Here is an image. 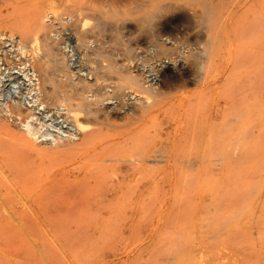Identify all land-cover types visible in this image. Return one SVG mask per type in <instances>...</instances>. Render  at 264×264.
Returning <instances> with one entry per match:
<instances>
[{"label":"rangeland","instance_id":"1","mask_svg":"<svg viewBox=\"0 0 264 264\" xmlns=\"http://www.w3.org/2000/svg\"><path fill=\"white\" fill-rule=\"evenodd\" d=\"M126 1L124 0V3ZM134 2L137 1L134 0ZM117 3L122 5L123 0L120 2L118 0ZM165 5L166 9L153 19L152 26L142 24L144 28L139 26L135 20V22L127 21V25L131 26V30L128 32L123 28L127 25L121 26L122 22L119 21L116 26L114 25L115 30L112 31L113 26H111L109 31L112 32L108 33L109 31H107V34H104V38L110 36L107 38L108 40L102 39V43L105 44L102 46L104 45L106 51L113 52L114 59L118 64L128 62L125 59L124 47L131 45L134 59L130 61V65L145 71H148L150 67L157 69L156 82L165 94L158 98L151 90H146L139 93L138 103L154 104L155 101H158L157 99H160L162 104L159 107L162 108L153 111L151 116L156 114L153 119L149 117L143 122H135L137 127L134 125L133 130L131 129L133 126L128 127L123 133L127 134L129 130L131 132L128 136L126 135L125 140L122 135L118 136H122L123 139L122 137L118 138L117 135L114 139L112 136L111 140L123 145L124 150L121 146L117 147L121 148V152L127 154V157L121 156L123 153L120 152L121 155L116 154L118 149L112 145L116 146L117 144L114 141L111 144L110 140L107 142L110 136L101 133V140L104 142L105 139V142L110 143L104 142L105 147L110 145L107 148L99 146V143L103 144L100 140L96 144L100 148L97 153L102 152L106 158L104 160L102 154H100V158H97L98 161L99 159L104 160H100L102 164H105H103L104 166L100 164L101 162L97 163L94 156H91L92 159L89 156V160L86 155L91 151L89 152V147L86 146V150L82 148L85 153L81 151V155L78 154L79 156L77 155L76 158L74 156H60L61 158L57 156L60 161L61 159L65 161H62L61 164L57 160L61 167L56 164V168L60 167L62 170L54 168L56 171L58 170L54 171V174L53 170L50 171L51 174L47 172V166H51L55 160V158H50L51 161H48L50 164L47 162L48 165H46L47 171L46 168H42V170L44 169L42 174L40 168V176L38 175L40 179L38 177L35 179V176L39 174L35 170L34 172L37 174L34 176L33 172L35 180L32 178L34 181H31V184L28 182L30 186L26 182L27 180L23 179L28 186L25 185L24 189L22 187V191L19 187L21 184L16 188H10V190L6 188L10 194L8 197L5 188L1 189L0 195L3 193L6 197L1 195L0 207H7L10 206V203H14L11 206H15L18 213L24 209L23 212L26 210L31 219H27L25 216L20 219V216L14 220L13 217L12 220L11 217L5 220V217H1L0 264H264V0H166ZM91 22L90 20L89 23ZM117 27L119 29L121 27L120 31L122 30L123 33L118 31ZM163 27L170 29V32H163V38L176 37L178 39L179 37L177 41L179 55L176 56V53L172 54V57L170 55H155L154 51L157 48H155L154 37ZM120 34L123 37L119 42ZM65 35L60 37L59 50L65 55L64 58L68 60L71 68L77 71V69L85 67V58L81 56L82 48H78L80 45L77 44L74 36H69L72 35L71 33L67 32ZM114 36L117 39H113ZM9 44L7 49L11 48L10 52L14 50V55L15 48L10 41L7 45ZM93 44L89 42L88 46L93 47ZM166 44L170 45L167 41ZM183 51L184 53H182ZM162 58L168 62L164 66H158L159 59ZM148 60L150 62H146ZM8 70L9 72L4 70V74L0 75V103L18 101L25 105L27 103L28 106L34 103L33 106H35L37 103L34 101L37 93L34 90L36 95L31 92L34 82L29 84L25 75V73L29 74V71L24 73L22 69L20 71L19 67ZM172 76H179L180 81L176 86H173L171 82ZM4 90L7 93H4ZM133 104L137 105V102ZM108 105L112 106V104ZM37 109L35 117L39 118V123L44 124L43 126L40 124L43 127L42 130H46V132L48 130V137L54 136L53 138L45 136L47 141H54L57 136L54 134H58L57 138L59 136L69 137L72 128L71 124L63 120L61 116L64 111L48 110V112L45 107ZM141 127L142 129H139ZM146 127L153 129L149 128L147 134L146 129L148 128ZM57 130L60 132L58 133ZM137 131L140 132L137 133ZM155 132L158 134H154ZM140 134L142 135L140 136ZM152 134L155 135V138ZM106 135L107 137H105ZM138 136L142 142H139ZM146 137L148 138L146 139ZM130 138H132L131 141ZM135 139L137 144L134 145L139 146L138 148L133 145ZM146 142H149L148 145H145ZM127 146H134L138 152L135 150L132 152L131 150L134 148ZM101 148L104 149V152ZM97 153L96 157H98ZM137 153L138 158L135 155ZM108 155H111L109 159H107ZM68 157L70 162L66 160ZM84 158L86 163L88 162L86 166L91 168L87 169L85 165L80 166L81 161L84 162ZM142 159L143 163L140 162ZM126 160L130 162L127 161V163ZM76 161H79L80 165ZM138 162L140 163L139 169L136 167ZM131 163L136 165V170ZM77 165L83 171L82 174L77 175V178H68L62 175L64 173L59 174L61 171L63 172V169H65V173L70 172L66 170L73 171ZM52 166L54 167L53 164ZM102 166L103 168L100 170L99 168ZM126 169L130 171V177L129 179L121 177L124 179L122 180L124 182L122 191L125 194L129 193L132 197L131 205H126L122 200L112 205L108 201L109 205L106 200L110 198L108 193L113 187L112 185L116 184L117 175L122 174ZM77 170H79L78 167L75 172ZM88 170H90L89 173L86 172ZM161 170L163 171L161 172ZM100 171H103L101 172L103 174ZM45 172L49 173L47 175L49 179ZM159 173L162 177L158 175ZM56 174L61 176V180L58 181L56 178L52 181L50 177L55 178ZM58 175L56 177H59ZM85 175L89 180L83 178ZM28 176H24V178L27 179ZM31 177H29L30 180H32ZM65 177L68 180L71 179L68 185L69 189L71 185L73 188L71 187L70 192L76 189L72 196L67 193L69 189L67 190L66 186L62 187L67 180ZM80 177L83 178L81 181L84 183L80 181ZM37 180L42 185L39 184L38 187L33 185ZM43 180H45V185L42 183ZM50 180L56 184L53 185ZM77 180L81 182L80 186H78ZM143 180L145 181L142 183ZM21 182L24 184L22 180ZM46 182H49L53 188L51 189ZM158 184L159 187H156ZM43 185L50 189L46 187L48 191H45ZM88 185L91 194L89 191L87 192ZM153 185L154 187H151ZM60 186L65 189L62 190ZM27 187L26 190L29 192L25 190ZM57 188L60 189V193ZM78 188L83 192V195L84 192L85 195L89 193L88 198L87 195H84L86 197L84 200V197L78 193L81 191L77 192ZM40 190L44 194H39ZM12 191L13 193H11ZM123 192L122 195H125ZM65 193L72 197V201H69L71 198L70 196L67 198ZM60 194L65 197H61ZM104 194L106 197L103 198ZM22 195L24 196L22 197ZM45 195L49 200L45 199ZM57 195L60 196L58 197L60 201ZM77 196L81 199L83 197L84 204L90 202V205L88 203L83 208V204L76 203L83 202ZM94 196L98 198H94ZM34 197L37 198L35 201ZM152 197L154 198L152 199ZM102 198L104 201L106 200L105 203L101 200ZM62 200L68 201L65 203H68L66 209L69 212L77 211L81 217H84L85 214V221L81 218L63 221H51L45 217L37 219L36 215H41L42 210L44 214L52 212L54 210L52 207H56V202L59 204L63 202ZM47 201L49 202L48 208L52 205L50 209L46 208ZM46 202L47 204H45ZM70 202L76 203L75 207L80 204L82 209L75 208ZM54 203L55 206H53ZM104 204H107L108 208L103 209L106 206ZM113 205L115 207H111V209L110 206ZM88 208H90L91 214H86ZM78 209L87 210L85 213L83 210L82 215L79 214L81 210ZM9 210L6 213L13 211ZM101 210L103 214L108 212L109 215L113 214L112 217L95 218L94 220L93 214L102 213ZM88 214L90 217L92 216V220H86ZM114 214L118 216H116L117 219ZM32 216H36V219Z\"/></svg>","mask_w":264,"mask_h":264},{"label":"bare ground","instance_id":"2","mask_svg":"<svg viewBox=\"0 0 264 264\" xmlns=\"http://www.w3.org/2000/svg\"><path fill=\"white\" fill-rule=\"evenodd\" d=\"M117 1L118 0H0V75L4 72V70H7L9 72L8 69L12 70L13 67H19L20 71L22 69V72H24V73H25V71H29V74L25 73V75L29 80V84L34 82L33 86L31 87V90H32L31 92L34 93V91H36L35 93H37L36 100L34 101L37 103L35 106H33L34 103L33 104L30 103L32 105L28 106L27 103L25 105V104H22L18 101H16V102L15 101H10V102H4L3 101V103H0V190L4 189V188H5L4 189L5 191H6V188H9V190H10V188L11 189L16 188L17 186H19L21 184L19 187H21V191H22L24 189L25 185L28 186V184L31 181H34L35 179L39 178L38 175L40 176V172H41L40 168H41V170H42V168H46V165H48L47 162L49 160L51 161L52 158H55L54 162H52L54 167L51 164V166L50 165H49V167L47 166L48 171H47V168L45 170L47 172H50L53 170L52 171V173H53L54 171H56L55 169L59 170V168L61 167V165H59L58 163L60 162L62 164V161H65L63 159H61V161H60V159H59V158H61L60 156H74V158H76V156L78 154L81 155V153H80L81 151L83 153H85V150L87 148L86 146H88L90 149V150L88 149V151L89 152L91 151L90 154L86 151V154L88 153L86 156L87 157L94 156L97 163L101 162L100 160H102V159H99V161H98L97 158H100L99 156H100V154H102V152H100V154L97 153L100 148H98V145H96L98 140H100L103 144L105 142V139H104V142L101 140L102 139L100 137L101 133L108 134L111 137V138L109 137V139L107 141V142H109V140H110L111 144L114 141V140H111L112 136L115 139V137H117L118 135H122L124 137V139L122 136H120V137L118 136V138L122 137V139L125 140L127 138L128 134L131 132L129 130V133H127V134L123 133V132H126L128 127L131 128L133 126V128H131L133 130L135 128L134 127V125L136 124L135 122H138V121L143 122L147 118H149V117L151 118L152 117L151 114L154 113L153 111L158 110V108H159V110L162 108V107L161 108L159 107L162 104V100H160V99H157L158 101H155L154 104L153 103L149 104V102H139L138 103V101H139L138 95H139V93H141L143 91L151 90L155 94V96H157L158 98L165 94L160 89V87H158V83L156 82V76H157V72H158L157 69L155 67L154 68L150 67V69L148 71H145L142 68H141L142 70L138 69V68L136 69L132 65H130L131 64L130 61H132L134 59V53H133L131 45L124 47L125 48V50H124L125 59L128 62L125 64H118L117 60L114 59V56L112 54L113 52H111V51L109 52V51H106V49H104L105 44L102 43V39L105 36L104 34L110 30L111 26H113V28H111L112 31L115 30L114 25L116 26V24H118L117 22H119V21L122 22V23L120 22L122 25L119 24L121 26H123L124 24L127 25L128 24L127 21L130 22V21H134V20L138 23L139 26L140 25L142 27L147 26V25L149 27H150V25L152 26L153 19L155 17L157 18V16L162 11H164L166 9V5H165L166 0H136L137 2H134V0L133 1L127 0L125 3L123 0L122 5H121V3L120 4L117 3ZM119 2H120V0H119ZM90 20L92 21L91 23H89ZM142 24H145V25L143 26ZM123 28L128 30V32L131 30V26H129V25H127ZM120 29H121V27H120ZM120 29L118 31H120ZM169 30H170L169 28L163 27L162 30H160L155 35V37H154L156 40L155 41V46H156L155 48H157V49H155V51L153 50L154 53H156L155 55H160V56H162V55L163 56H165V55L169 56L170 55L171 57H172V54L175 55L174 53H176V56L179 55L180 50L178 49V46H177L178 45L177 41H178L179 37L177 39L176 37H165V38H163V36H162L163 32H166ZM112 31H109L108 33L112 32ZM67 32L72 34L69 36L75 37V39L77 40V44L80 45V46H78V48L79 47L82 48V49L81 48L80 49L82 50L81 52H83V53H81L82 55L81 54L80 55L83 56L82 58H85L84 59L85 67L83 66L80 69H77V71H74L75 69L73 70L71 68L70 64L68 63V60L64 58L65 55H63L59 50V46H61L60 45V37L62 35L64 36L65 34H67ZM120 32L123 33L122 30ZM121 35L122 34H120V36ZM117 36L119 37V34H117ZM65 37H66V35H65ZM108 37H110V36H108ZM122 37L123 36H121L120 39L118 38V41L119 40L121 41ZM107 38H104V39H107ZM114 38H116V36H114L113 39ZM126 39L128 40V38H126ZM9 41L12 43L11 45L15 48L14 55H13L14 50L12 52H10L12 49L11 48H9V50L7 49L8 46H10V44L7 45V43H9ZM166 41L170 45L166 44ZM89 42L94 43L93 44L94 46L93 47L88 46ZM102 44H104V45L102 46ZM132 46H133V44H132ZM76 48H77V46H76ZM62 50H63V48H62ZM182 53H184V51ZM152 57H153V55H152ZM136 60H137V58H136ZM149 60L146 62H150ZM165 60L163 58L159 59V63L157 62L158 66H164L165 63L168 62ZM84 62H82V64ZM141 62H143V61H141ZM143 63H145V62H143ZM11 70H10V72H11ZM8 75H9V73H8ZM159 76H160V74H159ZM170 79H171V82L173 83V86L174 85L176 86L180 81L179 76L178 77L172 76ZM16 80H17V78H16ZM29 87L30 86H28V88ZM4 93H7V92L5 91ZM35 93H34V95H36ZM4 98H6V97H4ZM31 100H32V98H31ZM6 101H8V100L6 99ZM134 102H137V105H134L133 104ZM107 104H112V106L111 105H110L111 107L109 105L107 106ZM38 107L39 108L45 107V108H47V111L48 110L49 111L50 110H52V111L53 110H55V111L61 110L62 112L64 111L63 114H61V116L63 117V120L68 121L69 124H71V128H72L71 129L72 133L68 132V133H70L69 137L64 136L65 138L64 137L62 138L59 136V138H57L58 134H54V135H57L56 139L54 141H47L46 138L48 137V134H49L48 130H47V132H46V130L43 131L42 126L44 124L42 125L41 123H39V118L35 117L36 116V109ZM155 115H153V117H155ZM153 117H152V119H153ZM45 120H46V118H45ZM52 123H54V122L52 121ZM48 125L49 124H47V126ZM49 128H51V127H49ZM146 128H148V127H146ZM149 128L151 129V127H149ZM149 128L146 129L147 134L149 133L148 132V130H150ZM139 129H142V127ZM139 129H136V130H139ZM161 130H160V133H161ZM141 131H143V130H141ZM156 131H157V129H156ZM57 132H58V130H57ZM139 132L137 131V133H139ZM68 133H66V136H68ZM154 134H158V133L155 132ZM154 134H152V135L155 138ZM132 135H133V133H132ZM141 135L142 134H140V136ZM45 136H47V137H45ZM157 136H160V135H157ZM50 137H48V138H50ZM53 137H51V138H53ZM105 137H107V135ZM147 138L148 137H146V139ZM128 139H129V137H128ZM131 139L132 138H130V141H131ZM139 139L140 138L138 136V140ZM158 139H160V138L158 137ZM107 142H105V143H107ZM139 142H142V140H139ZM115 143L117 145L115 146V144H114L112 146H114L115 148L118 149V147L121 146V145H119L120 142H115ZM148 143L145 145H148ZM103 144L99 143V146L102 145V146H104V148H107L110 146V145L109 146L107 145V147H105L106 144H104V145ZM107 144H110V143H107ZM134 144H137L136 139H135V142L133 143V145ZM134 146L136 147L137 145H134ZM134 146L133 147L129 146V147L134 148ZM114 147H111V148H114ZM122 147H123V145L121 146V148ZM127 147H126V149L129 148V147L128 148ZM138 147H136V148H138ZM82 148H84L85 150H82ZM121 148L118 149V153H116V154L121 155L120 153H123L121 156L125 155L124 157H127L128 156L127 154H125L124 152H121L122 150H124L123 149L124 147L122 148V150H121ZM136 148L132 149L131 151L133 152ZM145 148H144V150H145ZM101 150L103 151L104 149L101 148ZM137 150H135V151H137ZM96 153L98 154L97 155L98 157L95 156ZM116 154H114V155L117 156ZM140 154H142V153H140ZM135 155H137L136 157L138 158V153ZM57 156H59V158ZM102 156H103V154H102ZM110 156L108 155L107 159H109ZM132 156L134 157V154ZM90 157H89V160H90ZM124 157H123V159H124ZM92 158L93 157H91V159ZM141 158H142V156H141ZM147 158H149V157H147ZM80 159H82V158H80ZM57 160L59 162H57ZM66 160H68L70 162L69 157ZM83 160H84L85 164L83 161H81V163L79 161H76V162H77V164L79 162L81 165L80 164H78V165H80L81 167H82V165L86 166V164L88 162L86 163L85 158ZM104 160H106V158ZM104 160H102V161H104ZM111 160H112V158H111ZM134 160H135V158H134ZM136 160L139 161L138 159H136ZM127 161L128 160H126V162ZM142 161H143V159L140 162H142ZM160 161H158V162H160ZM128 162H130V161H128ZM48 163L50 164V162H48ZM111 163H113V162H111ZM144 163H146V162H144ZM56 164H57V166L59 165L60 167L56 168L57 167ZM100 164L103 165L104 163L102 164V162H101ZM108 164H109V166H112V165H110V163H107V165ZM133 164L131 163L132 167L135 168V170L137 169L136 167H138V169H139V167H140L139 162H138V164H136L138 166L135 165L136 167ZM37 165L39 166L38 167L39 169L37 168ZM66 165H68V164H66ZM78 165L76 167L73 166V167H75V170L77 167L79 168V170H77V172H75V170L71 171V169H70V170H66V171H70V172L65 173L64 172L65 169H63V172L61 171L59 174L64 173L62 175L66 176L68 178L69 177L77 178V175H80L83 172V171H81L82 168H80ZM90 166H91V164H90ZM103 166L100 167L99 169L101 170V168H103ZM52 167H53V169H52ZM62 167L64 168L63 165H62ZM93 167L95 168V166H92V168ZM89 168H91V167H89ZM89 168L87 167V169H89ZM72 169H74V168H72ZM96 169H97V171H99V169L97 167H96ZM106 169H108V168H106ZM34 170L36 172L40 171L39 174L34 172ZM90 170H92V169H90ZM90 170H88L86 172L89 173ZM147 170H148V168H147ZM163 170H164V165H163ZM163 170H161V172ZM43 171H44V169L41 172L42 174H43ZM101 172H103V171H100V173ZM104 173H105V170H104ZM129 173H130V171L128 169H126L125 171H123L122 174L117 175L116 184L112 183L113 187L111 188V190L108 193L110 198H107V199L105 198L107 200V202L108 201L111 202V205L115 204V203H119L120 200L124 201V203L126 205H131L132 197L129 195V193L125 194L122 191V187L124 185V182L122 180H124V179L121 178V177H124L126 179H129V177H130ZM33 174H34V176L37 174L35 176L36 177L35 179L33 178ZM45 174H46V177H47V175H49V173L47 174L46 172H45ZM50 174H51V172H50ZM101 174H103V173H101ZM28 175H30V176H28ZM56 175H58V174H56ZM56 175H55V178L50 177V179L52 181L56 178L58 181L61 180V176L58 175L60 177V179H58L59 177H56ZM158 175H160V173ZM24 176H28L27 179H25ZM94 176H95V174H94ZM94 176H93V178H94ZM107 176H109V174H107ZM147 176H148V174H147ZM29 177H31V179L33 178L34 180L33 179L30 180ZM66 177H65V179H67ZM82 177H80L81 179L79 178L80 181L83 180V178L84 179L87 178L86 175H85V177H83V178ZM47 178L49 179V177H47ZM23 179L27 180L26 182L27 183L29 182V183L25 184ZM21 180L24 182V184H22ZM62 180H63V178H62ZM52 181H51V183H53ZM69 181H71V179L65 180L66 183H64V184L63 183H60V184H63L62 187L66 186V189L68 190L69 189V185H68ZM72 181H73V179H72ZM80 181H78V186H80L79 183L82 182V181L81 182ZM144 181L145 180H143L142 183ZM159 181H161V179H159ZM35 182H36L35 184H33V182H32V184L35 186L40 184V183H38L39 180H37ZM105 182H106V180H105ZM152 182H153V180H152ZM156 182L157 181L155 180V183ZM42 183L44 184L45 180H43ZM82 183H84V182H82ZM30 184H29V186H30ZM47 184L49 185V182ZM55 184L53 183V185H55ZM96 184H98V183H96ZM152 184H154V183H152ZM22 185H24V186H22ZM40 185H42V184H40ZM76 185H74V186L77 187ZM93 185H94V183H93ZM67 186H68V188H67ZM157 186L159 187V184L156 185V187ZM22 187H23V189H22ZM44 187L43 188L45 189V191L47 190V188L48 189L53 188L50 185H49L50 188L47 186H44ZM60 187H58V188H60ZM71 187L73 188V185L70 186V189H72ZM85 187H86V185H85ZM88 187H89V185H88ZM131 187H133V186H131ZM151 187H154V185ZM39 188H41V187H39ZM91 188H92V186H91ZM95 188H96V186H95ZM26 189H28V187L25 188V190ZM34 189L39 190L37 188H34ZM34 189H33V191H34ZM44 189H43V191H44ZM64 189H65V187L62 188V190H64ZM70 189H69V192H70ZM132 189H134V188H132ZM74 190H76V189H74ZM74 190L70 193L67 191V193L71 194V196H72V193L74 192ZM79 190L80 189L78 188L77 192ZM90 190L91 189L89 187L87 189V192L89 191V193H90ZM127 190H128V186H127ZM26 191L29 192L28 190H26ZM59 191H60V189H58V193H60ZM134 191H135V189H134ZM41 192H42V190H40L39 194H41V195L44 194ZM122 192L125 195H122ZM5 193L8 194V191H6ZM9 193H10V191H9ZM11 193H13V191ZM34 193H35V191H34ZM37 193H38V191H37ZM78 193H80V195H82L83 197L85 195V192L83 195L82 191L78 192ZM97 193H98V191H97ZM31 194H29V195H31ZM63 194H64V192H63ZM68 194L65 193L67 198H69V196H70V195L68 196ZM88 194L86 193L87 198H88ZM1 195H2V197H6V196L9 197L10 194L4 196L2 193ZM1 195H0V197H1ZM46 195H45V199L47 197ZM65 195L64 196L61 195V197H65ZM92 195H90V196L92 197ZM100 195H101V193H100ZM13 196H14V194H13ZM23 196L24 195H22V197ZM71 196H70L71 200H69V201H72ZM104 196H105V194L103 195V198H104ZM58 197H60V196L57 195V198ZM83 197H82V199L80 197H78V199L80 198L81 200H83ZM95 197H97V196H94V198ZM35 198L36 197L33 198L34 201L37 199V198L36 199ZM67 198H65V199H67ZM85 198L86 197H84V200H85ZM99 198H100V196H99ZM103 198L101 200H103V202L105 203L106 200L104 201ZM148 198L150 199V197H148ZM153 198L154 197H152V199ZM6 199H8V198H6ZM11 199H14V198L11 197ZM11 199H8V200H11ZM17 199H19V198H17ZM46 200H49V199H46ZM58 200H59V198H58ZM84 200L82 203L79 200H78L79 202H76L74 200H73V202L83 204L82 207L84 205H88V203L90 205V202H86L87 204H84V202H85ZM92 200H91V202H92ZM38 201L40 202V200H38ZM55 201H56V199H55ZM47 202L45 204H47ZM65 202H68V201H63L59 204L56 202V207H52V205L50 203L52 209L54 208V210L52 212L49 210L50 212L48 211L49 213H46V214H44V211L42 210L43 215L42 214L36 215L37 219L39 217H45V219H51V221L52 220H62L63 221L66 219L67 220L68 219L78 220L79 218H81V219H84L83 221H85V218H84L85 214L84 215L82 214V211L84 209L81 210L82 208H81L80 204H79L80 207H78L79 205H77V207H75L76 203L70 202V203H72L71 205L75 204L74 205L75 208H81L80 209L81 211L78 209L81 212L79 214H82L84 217H81L80 215H78L77 211L75 213H73V211L69 212L68 209H66L68 203H65ZM3 203H6V202L3 201ZM155 203H157V202H155ZM13 204L10 203V206ZM38 204H40V203H38ZM143 204H145V203H143ZM152 204H154V203H152ZM152 204H150V205H152ZM109 205H110V203H109ZM10 206H7V207L4 206L3 208H1L2 206L0 207V219H1V217H5L4 219L6 220V218L11 217V220H12V217H13V220H14V219H17V217L20 218V216H21L20 219H22V216H25L27 219L28 218L31 219V217L29 216V214L27 213L26 210H25V212H23L24 211V209H23V211L21 213H18L17 208H15V206L14 207L11 206V208H8ZM48 206H49V202H48V205L46 208L50 209L51 207L48 208ZM53 206H55V203L53 204ZM104 206L105 207L103 209H105L106 207L108 208L107 204H104ZM118 206H120V205H118ZM74 207H72V209ZM88 207H90V206H88ZM97 207H98V205H97ZM111 207H115V206L113 205V206H110V208ZM75 208H74V210H75ZM90 208H88L89 212L86 211L87 210L86 209V210H84L83 213H85V211H86V214L87 213L91 214L90 213L91 211L89 210ZM99 208H100V206H99ZM128 208H130V207L128 206ZM128 208H126V209L128 210ZM150 208H151V206H150ZM9 209H11L13 211H11V213L10 212L6 213V211L7 212L10 211ZM113 210H114V208H113ZM96 211H98L97 208H96ZM93 213H95V212L93 211ZM108 213L103 214V211H102V213H97L96 215L93 214V218L95 220V218L96 219H103V218L112 217L111 215H113V214L109 215ZM19 214H21V215H19ZM89 214L87 215L86 220L87 219L88 220L93 219V218H91L92 216L91 217L89 216ZM31 215H32V213H31ZM114 216H115V214H114ZM35 217L32 216V218L36 219ZM117 217H116V219H117ZM119 217H121V216H119ZM142 219H143V217H142Z\"/></svg>","mask_w":264,"mask_h":264}]
</instances>
